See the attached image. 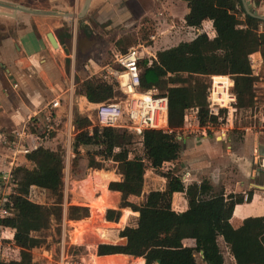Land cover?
Instances as JSON below:
<instances>
[{
  "label": "trees",
  "instance_id": "obj_1",
  "mask_svg": "<svg viewBox=\"0 0 264 264\" xmlns=\"http://www.w3.org/2000/svg\"><path fill=\"white\" fill-rule=\"evenodd\" d=\"M184 1L188 8L185 25L197 28L203 20H210L215 36L210 39L205 33H200L192 40L180 41L156 51L151 62L145 58L137 62L140 89L155 87L166 94L171 130L147 129L142 137H138L125 128L94 127L92 135H89L87 127L91 120L86 113L73 108L74 135L70 142L73 169L78 167L82 147L96 148L86 157L87 168L101 169L112 152L119 153L121 160L115 165V170L120 179L110 181L108 189L119 192V207H129L138 212V216L126 209L128 215L120 217L118 209H107L106 221L103 218L106 206L74 204L68 205L64 214L66 151L63 147L55 150L38 147L28 154L34 164L32 169L17 166L12 170L9 180L12 189L6 204L9 214L0 217V226L15 229L13 240L21 256L16 264H37L32 261L31 250L44 244L45 239L34 233L48 230L52 225L59 230L64 215L69 221L85 219L89 217V208L94 224L99 225L97 231L100 235L115 240L121 230L119 236L126 239L124 244H98L97 255L120 253L142 257L144 264H154L157 260L160 264H197L195 254L200 252L207 264H223L217 243L221 236L236 264H264V216L247 218L238 228H233L229 222L235 204L244 201L243 194L223 196L213 193L205 182L185 186L174 173L160 169L164 162L178 157L180 144L175 129L182 125L186 109L198 107L202 126L216 122V117L208 115L204 100L209 88L206 76L236 75L232 91L237 96V106L242 107L250 84L246 75L252 74L249 55L260 52L264 66V20L246 14L240 0L236 3L218 0L219 4L217 0ZM130 45L131 40L124 37L115 42L120 51H126ZM77 89V95H83L91 103L120 96L113 82L97 78L82 80ZM253 96L256 100L255 92ZM246 108L243 106V110ZM224 110L221 109L220 113ZM136 140L141 145V153L138 154L131 149ZM124 155L129 156L126 159ZM147 167L165 179V187L149 191L139 205L131 203L127 197L141 194ZM101 171L104 176L102 182L106 186L109 175ZM32 185L43 191L46 202L36 203L28 199ZM173 192H184L188 196L186 210H172ZM247 196L249 200L251 192ZM75 236L76 239L82 238L78 230ZM185 238L193 239L195 245H184L182 240ZM64 253L68 254L65 247ZM0 264L10 263L0 261Z\"/></svg>",
  "mask_w": 264,
  "mask_h": 264
},
{
  "label": "crops",
  "instance_id": "obj_2",
  "mask_svg": "<svg viewBox=\"0 0 264 264\" xmlns=\"http://www.w3.org/2000/svg\"><path fill=\"white\" fill-rule=\"evenodd\" d=\"M0 1L24 5L21 4L24 2L20 0ZM252 1H255L257 11L264 14V0ZM80 2V0H74L70 4L71 10L74 11V8L75 11L78 8L80 10L82 6ZM231 2L236 3V0H231ZM217 4H219L218 0ZM62 8L61 6L56 11L62 12ZM0 10L10 12L9 9L0 8ZM65 12L67 11L65 10ZM187 13L188 8L184 0H91L85 14H87L89 21L86 24L90 29H93L96 24H105L108 30L115 31L116 39L125 36L127 34V28L125 27L136 22L157 25L158 31L149 36L151 40H154L153 42H156L157 39L162 42L167 32H169V41L177 39L175 43L168 47L157 48L158 51L174 46L180 41L192 40L200 33H205L210 39L215 36L210 20H203L201 26L197 28L185 25L184 18ZM32 15L34 14L24 12H17L14 17L0 15V196L9 195L12 189L9 180L15 167L23 166L27 169L34 167V164L28 158L30 152L22 153L9 148L7 142L11 141L16 133H24L23 138L27 144L37 139L30 126V121L37 118L42 120V112L51 101L56 99L59 101V106L52 111L53 131L50 133L49 138L45 140L41 138L40 144L44 148L53 150L57 147H63L68 158L71 155L70 142L74 135L72 126L74 104L77 106L79 113H83L81 108L84 104L94 106V103L88 102L83 95L75 96L73 89L76 85L73 82V68L70 70V76L66 77L67 74L63 64L65 59H71L75 54L74 48L77 44L76 27L73 26V29H70L66 26V29L63 30L62 20L47 24V20L35 17L33 19ZM72 22L77 23V21ZM50 26L53 27L52 30H49ZM122 28L124 29L122 30ZM48 32L53 35L56 42L55 47L47 38ZM84 35L92 37L93 33L86 32ZM65 36H68L69 41L64 38ZM161 42L159 44H162ZM69 44L71 52L67 55L64 47ZM148 48L150 46L144 47L143 51L148 52ZM116 51L120 50L117 49ZM155 53L150 54L155 56ZM249 58L252 74L246 75L250 80V84L248 93L245 95L246 102L243 104L247 107L244 109L245 117L247 118L248 114L249 120L258 118L263 123L264 113L256 107L260 104H263L264 107V103L259 100L260 97L257 95L264 91V83L259 81L258 78L259 72H264L263 60L258 51L250 54ZM56 59L61 67L55 64ZM90 62L94 64L92 60ZM212 76H206L209 88L211 85L209 78H212ZM214 76L227 78L228 85L226 89L229 90L234 87V80L237 77L229 74ZM253 77H256V80H253ZM66 82H69L68 86H66ZM208 89L204 97L206 103H209L207 99ZM254 92L256 100L253 96ZM74 99L77 102H74ZM243 106L238 107L233 104L230 105L229 109L223 108L225 109L223 113L227 115L226 122L222 127L215 130L214 134L199 130L200 133L198 132L197 136L194 134L177 138L180 144L177 159L163 163L169 164V171L178 176L185 186L199 185L205 182L213 193L222 194L223 196L228 194L244 195L251 192L249 200L235 204L229 219L233 228L240 227L247 218L264 216V171L259 169L258 166L260 157H264V132L254 128L255 126L252 123L244 124L240 122L241 117L238 111L243 109ZM124 156L127 159L129 155ZM107 160L116 165L121 157L119 153L114 151ZM106 172L109 175V179L106 180L108 188V183L119 180L120 175L115 174L113 170ZM164 187L165 179L157 175L151 167H147L143 176L141 194L139 196L129 195L127 200L139 205L149 191L162 190ZM37 189L39 188L34 185L29 188L28 199L40 203L34 201L30 195L31 190L35 191ZM100 192L101 194L98 197L102 195V189ZM107 192V203L109 205L104 209V219L107 209H118L120 217L122 209L131 210L129 207H119V192L109 189ZM187 202L188 196L184 192H173L171 197L172 210L176 212L186 210ZM74 205L89 207L88 204L84 203H74ZM90 206H95V204ZM132 212H135L138 216V212ZM87 219L89 217L85 218V220ZM85 220L82 219L77 222ZM120 231L118 232L119 241L108 238L109 240L100 243L124 244L122 243L124 238L119 236ZM14 233L15 229L0 226L1 262L16 264L21 260L19 247L14 244ZM34 234L40 237L38 233ZM74 237L76 239V236ZM182 242L186 246L195 245L194 240L191 238H185ZM217 243L223 256V264H236L221 236L217 238ZM98 244L92 248V254L97 255ZM42 245L40 244L31 250V258L34 263L47 264L35 256L36 249L42 251L39 256L43 253H50V249L47 246L42 247ZM97 256L103 258L107 255ZM109 256H116L115 260L119 262L116 264H121L122 261L125 264H138V260H142L141 262L144 264L142 257L120 253L109 254ZM121 257H126V260ZM195 260L197 264H207L200 252L195 254Z\"/></svg>",
  "mask_w": 264,
  "mask_h": 264
},
{
  "label": "rangeland",
  "instance_id": "obj_3",
  "mask_svg": "<svg viewBox=\"0 0 264 264\" xmlns=\"http://www.w3.org/2000/svg\"><path fill=\"white\" fill-rule=\"evenodd\" d=\"M21 4L33 7V8H43L45 11H51V10H58L61 6L63 7L61 10L62 12L65 10L69 13L77 14L79 12V8L77 11L74 8V11L71 10L70 4L74 0H20ZM61 1V2H60ZM81 4L83 3V0H80ZM29 4V5H28ZM71 10V11H70ZM31 17L40 18L47 20L48 23H52L54 21L62 20L63 22V30L67 28H72L73 26L76 27V38H77V44L74 48L75 54L70 59H65L63 61L64 68L66 70V77L70 74V70L73 68V82L75 83V87L73 90H75V96H77L78 91V84L81 80L85 79L88 71L86 70V66H90L92 60L95 65H101L105 62H107L111 57V50H117V47L115 46L116 39V33L113 30H108L106 28L105 24H96L94 25L93 29H90L89 26L86 23H89L87 19V14H85L81 18L74 17L73 19H70L68 17H57V16H35L32 15ZM72 21H77V23H74ZM157 25L151 24V23H143L136 22L130 26H127L125 28L127 31V34L123 36L124 38H128L131 40L130 46H139V49L142 48H148V52L143 51L142 57L145 59L151 58L150 53H154L157 51V48L162 47H168L175 43L177 39H171L169 41V32L166 33V37L161 42L160 39L155 40L156 42H153L154 40H151L149 37L152 33H156ZM160 27V25H159ZM52 26H50L49 30H52ZM124 28H122L123 30ZM86 32L93 33L92 37L89 35H84ZM66 35V34H65ZM67 41H69L67 38L68 36H65ZM162 44H159V43ZM156 44L158 45L156 47ZM65 52L67 55L71 52V46L65 45L64 47ZM142 58V59H143ZM56 65L60 66L59 62L56 59L55 62ZM70 76V75H69ZM259 81H262L264 83V72H259ZM210 79V90H214V97L215 99H218L223 104H228L227 100L228 94L226 93V87L228 85V80L224 76H212ZM212 79H213V88H212ZM66 86L69 85V82L65 83ZM262 85V84H261ZM213 89V90H212ZM264 90V87H263ZM219 92L221 95H219ZM260 97V101L264 103V91H261L260 94H257ZM74 102H77L76 99H74ZM214 101V100H213ZM209 103H212V100L209 99ZM262 106V107H261ZM257 109L262 111L264 113V107L263 104H260V106H256ZM74 109L77 110V106L74 104ZM75 110V111H76ZM78 111V110H77ZM81 111L83 113H87L91 115L93 118V111L94 106H91L89 104L82 105ZM239 115L241 117L240 122L247 124L252 123L256 128L259 130H262L264 132V122L262 123L258 118H254L249 120V115L244 112L243 109H240ZM82 115V114H81ZM219 129L218 125L213 126V131H210V134H214V131ZM197 136V134H195ZM131 149L134 153L138 154L141 153V145L138 140L131 146ZM96 150L93 146L88 147H82L80 148V154L81 157L80 161L78 162V167L76 169H73L72 167V161H73V155L71 154L68 158L66 155L65 159V168H64V214L66 212V207L70 204L74 203H84L91 205L94 200H97L94 204L95 205H101L98 201V196L101 194L100 187L98 185L99 182L102 180H98L99 176L95 173L94 170H98L101 173V176H103L102 171H114L115 174H118L115 170V165L113 163H110L108 160H106L104 163H102L101 169H94V168H87L86 167V157L90 156L91 153H93ZM85 159V160H84ZM84 160V161H82ZM162 171L169 170V164H163L160 168ZM109 177V176H108ZM147 179V178H146ZM154 179V178H152ZM87 181V182H86ZM31 198L34 201L44 203L47 200L45 199L44 193L41 189H37L35 191L31 190L30 192ZM127 208L122 209V214H127V211H125ZM85 220V219H84ZM93 218L91 217V214L89 215V219L85 221H69L63 217L62 223L58 227L55 225H52L48 230H45L43 232L38 233L41 237L45 239V243L42 245V247H48L50 249V253H43L41 256H39V253L42 252L41 250L36 249L35 250V256L42 259L47 264H61V257L63 264H66L67 262H75L76 264H91L92 260V246L96 245L100 242L107 241L106 238H110L107 236H102L97 231L99 225H95L93 222ZM99 220V219H95ZM119 220V219H118ZM118 222V221H117ZM78 230L82 234V238L74 239L75 231ZM120 231V230H119ZM118 231V232H119ZM115 241H119L118 235L115 239ZM15 244V243H14ZM91 246V247H90ZM64 247L68 250V254L65 255L62 251H64ZM63 248V249H62ZM90 263H89V262ZM86 262V263H85Z\"/></svg>",
  "mask_w": 264,
  "mask_h": 264
},
{
  "label": "built area",
  "instance_id": "obj_4",
  "mask_svg": "<svg viewBox=\"0 0 264 264\" xmlns=\"http://www.w3.org/2000/svg\"><path fill=\"white\" fill-rule=\"evenodd\" d=\"M142 52L143 48L141 49L140 47L139 49V46H130L126 51H112L110 59L101 65L90 63V66L85 67L88 71L85 79L97 78L113 82L116 85V90L120 93V96L114 100L94 103L93 118L87 114L91 120L90 125L87 127L89 135H92L94 127L99 129L125 128L138 137H142L143 132L147 129L171 130L168 124V100L166 94L155 87L146 90L140 89L137 62L143 58ZM152 59H155L154 55H151L149 62ZM226 93L230 99L227 100L228 104H223L218 99H215L214 90L208 89L207 91V99L208 101L209 99L212 100V103H206V108L209 116L213 115L216 117L215 124L208 122L204 126L200 125L198 107L191 106L184 112L182 125L175 129L177 138L197 134L199 130L204 132L213 131L214 125L222 127L226 122L227 115L225 113L221 114L220 110L223 108L229 109L230 105L233 104L237 106V96L232 89H226ZM58 106V100L51 101L42 112V120L37 118L30 121V126L37 139L27 144L23 138L25 134L16 133V136L7 142L9 148L13 149V151L29 153L41 147V138L43 140L49 138L50 133L53 131L52 111ZM258 166L259 169L264 171V157H260ZM247 198V194H244V201ZM7 203L8 196H0V217L9 214V210L6 208ZM63 253L64 251H62V255ZM61 264H63L62 257ZM66 264L76 263L69 261Z\"/></svg>",
  "mask_w": 264,
  "mask_h": 264
},
{
  "label": "water",
  "instance_id": "obj_5",
  "mask_svg": "<svg viewBox=\"0 0 264 264\" xmlns=\"http://www.w3.org/2000/svg\"><path fill=\"white\" fill-rule=\"evenodd\" d=\"M90 1L91 0H83L81 9L79 10V12L77 14L69 13V12H60V11H56V10L43 11L41 9L30 8V7H26L24 5H20V4L7 3V2L0 1V8L9 9L10 10V12L0 10V15H7V16H10V17H14L17 12H24V13L34 14V15H47V16H61V17H68V18H74V17L81 18L87 12V9L89 7ZM240 2H241V5H242V7H243V9H244L246 14L264 20V14H261V13H259L257 11L255 1H252V0H240ZM47 38H48L49 42L55 47L56 46V42H55V40L53 38V35L50 32L47 33ZM125 242H126V239L124 238L122 240V243H125ZM156 264H160V261L157 260Z\"/></svg>",
  "mask_w": 264,
  "mask_h": 264
},
{
  "label": "bare ground",
  "instance_id": "obj_6",
  "mask_svg": "<svg viewBox=\"0 0 264 264\" xmlns=\"http://www.w3.org/2000/svg\"><path fill=\"white\" fill-rule=\"evenodd\" d=\"M219 95H221V93L219 92ZM228 98H229V95H228ZM230 99V98H229ZM95 173L99 176V178H97L98 180H102V176H101V173L98 171V170H94ZM87 182V181H86ZM99 187L102 189V195L98 198V201L101 204V206H108L109 204L107 203V199H108V188L104 186L103 182H99L98 183ZM97 200H94L92 202V205L96 202ZM75 236V235H74ZM75 239V237H74ZM91 247V246H90ZM95 245L92 246V248H94ZM122 258V257H121ZM141 258V257H140ZM116 256H105V257H98L97 255H95L94 253L92 254V260H91V264H116V263H119L117 262L116 260ZM124 260H126V257L125 258H122ZM138 264H142V260H138ZM89 262V261H88ZM86 263V262H85ZM90 263V262H89ZM121 264H125L124 261L120 262ZM134 263V262H133Z\"/></svg>",
  "mask_w": 264,
  "mask_h": 264
}]
</instances>
